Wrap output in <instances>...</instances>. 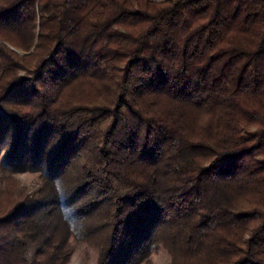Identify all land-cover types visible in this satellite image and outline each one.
Instances as JSON below:
<instances>
[{"label":"trees","instance_id":"16d2710c","mask_svg":"<svg viewBox=\"0 0 264 264\" xmlns=\"http://www.w3.org/2000/svg\"><path fill=\"white\" fill-rule=\"evenodd\" d=\"M1 151L0 264H264V0H0Z\"/></svg>","mask_w":264,"mask_h":264},{"label":"rangeland","instance_id":"374dc122","mask_svg":"<svg viewBox=\"0 0 264 264\" xmlns=\"http://www.w3.org/2000/svg\"><path fill=\"white\" fill-rule=\"evenodd\" d=\"M4 151L0 152V162ZM21 186H26L30 192H35L40 188L41 182L39 173L25 171L14 175ZM2 182L0 181V186ZM99 257L98 249L85 240L72 238L71 257L68 264H97ZM141 264H171V254L169 250L160 245L155 248L150 257Z\"/></svg>","mask_w":264,"mask_h":264}]
</instances>
